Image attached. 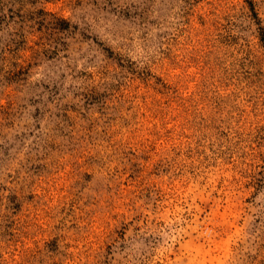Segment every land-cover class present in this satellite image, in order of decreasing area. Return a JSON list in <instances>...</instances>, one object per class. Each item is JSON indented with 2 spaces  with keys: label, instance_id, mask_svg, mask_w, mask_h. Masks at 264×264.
Masks as SVG:
<instances>
[{
  "label": "rangeland",
  "instance_id": "374dc122",
  "mask_svg": "<svg viewBox=\"0 0 264 264\" xmlns=\"http://www.w3.org/2000/svg\"><path fill=\"white\" fill-rule=\"evenodd\" d=\"M0 264H264V0H0Z\"/></svg>",
  "mask_w": 264,
  "mask_h": 264
}]
</instances>
